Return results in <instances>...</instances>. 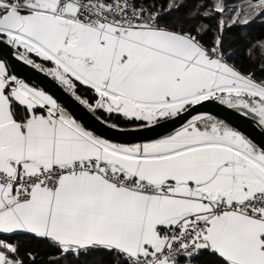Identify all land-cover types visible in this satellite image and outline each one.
Segmentation results:
<instances>
[{"label": "snow or ice", "instance_id": "6c2138e0", "mask_svg": "<svg viewBox=\"0 0 264 264\" xmlns=\"http://www.w3.org/2000/svg\"><path fill=\"white\" fill-rule=\"evenodd\" d=\"M0 264H264V0H0Z\"/></svg>", "mask_w": 264, "mask_h": 264}, {"label": "water", "instance_id": "95a60500", "mask_svg": "<svg viewBox=\"0 0 264 264\" xmlns=\"http://www.w3.org/2000/svg\"><path fill=\"white\" fill-rule=\"evenodd\" d=\"M18 70L21 72L22 75L29 78H33V73L30 70H27L24 67H19ZM245 127H247V125H245Z\"/></svg>", "mask_w": 264, "mask_h": 264}]
</instances>
